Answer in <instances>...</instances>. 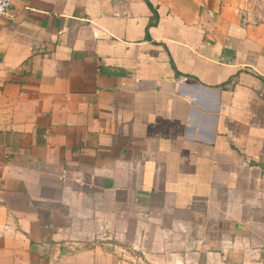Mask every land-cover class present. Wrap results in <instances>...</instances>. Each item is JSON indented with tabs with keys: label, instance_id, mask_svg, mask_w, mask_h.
Wrapping results in <instances>:
<instances>
[{
	"label": "crops",
	"instance_id": "obj_1",
	"mask_svg": "<svg viewBox=\"0 0 264 264\" xmlns=\"http://www.w3.org/2000/svg\"><path fill=\"white\" fill-rule=\"evenodd\" d=\"M0 264H264V0H13Z\"/></svg>",
	"mask_w": 264,
	"mask_h": 264
},
{
	"label": "built area",
	"instance_id": "obj_2",
	"mask_svg": "<svg viewBox=\"0 0 264 264\" xmlns=\"http://www.w3.org/2000/svg\"><path fill=\"white\" fill-rule=\"evenodd\" d=\"M12 2L13 0H0V17L10 13Z\"/></svg>",
	"mask_w": 264,
	"mask_h": 264
}]
</instances>
